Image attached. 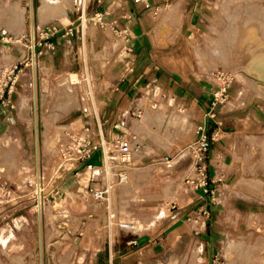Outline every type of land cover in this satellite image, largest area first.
Instances as JSON below:
<instances>
[{
  "label": "rangeland",
  "instance_id": "obj_1",
  "mask_svg": "<svg viewBox=\"0 0 264 264\" xmlns=\"http://www.w3.org/2000/svg\"><path fill=\"white\" fill-rule=\"evenodd\" d=\"M84 1L79 0V7L75 8L72 6L75 0H41L39 14L42 15L41 8L46 6V14L53 10L56 12H51V16H64L68 11L65 12L64 7L70 5L76 12L84 7ZM20 2L23 0H0V29L11 31V41L1 40L3 49L0 52V264H41L42 260L43 264H104L90 261L96 252L101 258H105L108 252V247L103 246L100 227L104 223L95 225L100 215L91 216L87 211L95 208L101 200H96L92 189L81 191V184L74 181V174L83 169L80 168L83 160H78L75 165L68 164L61 148L67 143L73 146L75 139L88 136L85 120L80 115L85 109L91 113L98 109L100 95L112 83L110 75L115 74L112 69L117 66H106L107 61L98 60V66L91 69L84 66L82 71L68 76L47 75L39 68L35 72L26 65L27 54H24L33 38L29 22L23 16L19 19L14 15ZM205 3L200 25L185 39L193 72L216 84L215 93L221 94L225 102L234 95V90H238L242 101L255 99L264 109V50L253 48L246 52L242 49L245 41L236 48L229 41L238 14L239 18H247V24L251 21L249 26L254 30L262 28L264 0H205ZM38 5V0H31L29 7L36 28ZM162 16L165 24L179 21L176 12H165ZM163 30L159 27L158 34ZM175 32L174 28L172 33ZM259 34L261 36V30ZM119 44H114V48ZM100 56L98 52L96 59ZM106 56L112 63L117 61L112 52ZM128 56L126 52L118 60ZM17 62L15 74L19 73V79L15 90L9 94L3 89ZM173 106L151 104L150 111L145 114L148 113L146 122L135 125L137 129L151 123L158 134L150 137L153 142L168 143L165 151L146 150L139 153V157L133 156L125 165L129 176L123 182L114 173L96 172L99 189L107 180L110 182L113 222L140 220L142 226V221L147 222L146 227L133 231L166 242V247H158L153 256L142 254L140 257L127 249L132 245L126 243L132 238L131 233H121V241L115 245L116 254L121 257L115 255L109 264H120V261H124L122 264H204L200 241L204 231L200 226L208 213L204 214L200 207H196L189 214H180L183 204L195 201V194L202 190L186 182L193 168L194 147L199 136L193 138L188 118ZM139 111L132 114V124L143 119L144 112L141 111L140 117L135 115ZM161 115L167 119L164 129L158 124ZM176 116H182L179 122L173 120ZM146 137L148 135L143 138ZM239 141L243 146L245 172L248 171L247 179L246 174L241 178L248 185L242 183V188L247 187L255 193L264 180V130L243 133ZM69 175L73 177L69 178ZM38 176L41 183L37 182ZM61 177L65 178V183L60 186L64 192L58 190ZM216 183L215 192L207 194L221 206L219 217L227 229L219 236L223 240L222 246L215 254H220L221 264H264V214L234 211L230 201L237 195H248L235 191L228 179ZM40 198L44 202L42 211L38 206ZM68 219L72 221L71 226L76 224L77 227L73 235L59 226L61 222L69 223ZM180 221L187 224L188 229L178 231L182 235L177 238L168 236ZM191 229L195 233L192 234ZM96 235L101 237L99 241L93 239ZM229 237L236 248L227 252L223 244ZM135 247L137 254L140 250L146 251L143 244ZM205 264H214V256Z\"/></svg>",
  "mask_w": 264,
  "mask_h": 264
},
{
  "label": "crops",
  "instance_id": "obj_2",
  "mask_svg": "<svg viewBox=\"0 0 264 264\" xmlns=\"http://www.w3.org/2000/svg\"><path fill=\"white\" fill-rule=\"evenodd\" d=\"M30 1L23 0V3L30 7ZM38 2L37 26L60 24V30L50 37L55 46L53 48L43 46L38 57V68L41 73L68 76L82 71L84 66L88 69L98 66V60L107 61L106 66H117L112 69L115 74L110 75L112 83L100 95L98 109L92 113L85 109L80 115L85 120V131L94 141L99 139L98 134L102 132L110 142L117 138L130 142L134 149V156L139 157L141 152L146 150L165 151L168 143L152 141L150 136L158 133L151 123L137 129L135 125L146 122L148 113L145 114L150 111L151 104L156 102L159 105L174 104L173 108L183 113L186 119L188 118L192 126L193 138H197L201 132L208 135L209 151L206 170L211 179V186H217L216 182L219 180L228 179V184L234 185L235 191L248 195L245 197L237 195L230 201L234 211L244 214H264V180L263 185L258 187L255 193L247 187L242 188V183L248 185L246 180L241 179L245 174L247 179L248 171L245 172L243 146L239 141L243 133L253 134L264 130V109L261 104L254 101L255 99L242 101L240 92L234 90V95L227 102L223 100L219 103L215 115L212 116L211 101L217 86L195 74L190 64L185 39L191 36L200 25L204 15L205 0H85L83 8L89 16L86 25L80 20L77 11L75 12L72 8L67 9L64 16H51L49 13L47 18L41 21L39 14L41 0ZM99 12L104 14L103 23L94 20ZM165 12L178 13L179 21L175 24L173 22L165 24L162 21V15ZM69 25L73 27L72 33L67 32ZM159 27L165 29L160 35ZM173 27L176 34L172 33ZM118 43H120L119 46L114 48V44ZM1 45L0 39V52L3 49ZM27 47L24 49V54L29 52ZM98 52L101 56L96 59ZM110 52L114 54L113 59H117L115 63L106 56ZM126 52L129 56L119 61L121 55ZM27 66L30 67L29 64ZM45 79L47 80L46 77ZM136 110L144 112V117L132 124V114ZM144 135L148 137L143 138ZM92 161L102 164L101 151L95 153ZM86 163L84 160L81 162L80 168L83 169L74 174V181L81 184V191L99 189L96 184L100 180L96 172L87 168ZM75 169L77 170V166ZM68 177L71 178L73 175ZM63 183L65 178L61 177L58 182L59 192H64L60 187ZM106 184L110 182L107 180L102 187ZM203 192L200 190L199 194H195L197 197L195 201L190 200L183 204L180 214H189L196 207L208 209V216L204 215V223L200 226V229L204 231L200 236L204 249L201 253V261L205 264L222 246L223 240L219 236L227 228L219 217L221 206L214 202L215 200L212 201L209 194ZM82 199H85L84 196ZM110 207V202L99 201L95 208L87 209L91 216L100 215L99 221L95 220V225L97 222L104 223V226L100 225L104 236L103 246L108 247L106 259L101 258L96 252L91 256V262L109 264L115 255L121 257L115 251V245L121 241V233H131L132 238L127 239L126 243L132 245L127 246V249L140 257L142 254L153 256L158 247H166L165 241H156L154 236L134 232L133 229L136 230V226L133 220L127 221L132 228H123L120 222H113ZM68 221L69 223H59V226L73 235L77 229L76 224L71 226V219ZM142 222L143 226L140 228L148 225L147 222ZM92 226L93 230L94 226ZM95 227L98 229V226ZM183 229L187 230L188 226L180 221L173 226L168 236L177 238L182 235L178 231ZM190 232L193 234L195 230L191 229ZM97 236L95 238L93 236V239L99 241L101 237ZM136 244H143L146 251L140 250L137 254V251H134ZM123 262L120 261V264Z\"/></svg>",
  "mask_w": 264,
  "mask_h": 264
},
{
  "label": "built area",
  "instance_id": "obj_3",
  "mask_svg": "<svg viewBox=\"0 0 264 264\" xmlns=\"http://www.w3.org/2000/svg\"><path fill=\"white\" fill-rule=\"evenodd\" d=\"M31 3V1H30ZM77 13L80 16V20L84 25L87 24L89 16L86 15L85 10L80 7L77 10ZM99 23H103L104 14L97 13L95 19ZM60 30V24L52 23L45 27H35V33L32 40H30L29 52L27 53L26 60L27 64L34 68L36 71L38 69V57L42 52V47L46 46L48 48H53L54 42L50 37L56 34ZM72 25L68 26L67 32L72 33ZM0 39L3 41H11V32L8 29L0 30ZM17 62L13 65L12 72L5 84L6 87L3 89L4 92H9L11 94L15 90V85L19 79V73L15 74V70L18 67ZM226 88L224 89V91ZM221 94L216 92L211 101V115L214 116L216 108L220 102L223 101ZM138 117L141 116V111L135 113ZM99 139L94 141L91 136H86L83 139H75V143L70 145L69 143L62 145V152L65 156V162L70 165H75L78 160H85L86 166L89 170L93 172L102 171L107 175L114 173L117 175L118 180L121 182L125 181L128 178V173L126 172L125 165L132 161L134 156V149L132 148L130 142L124 141L120 138L115 139L113 142H110L102 132L98 134ZM77 142V143H76ZM101 151L102 153V164L99 165L92 161L95 153ZM208 151H209V140L208 135L205 132H201L197 142L194 147L193 163L191 174L187 177L186 182L189 186H193L196 189H202L205 193L213 194L215 189L211 186V179L207 174V163H208ZM40 189H42L40 187ZM41 191V190H40ZM94 195L97 199H100L102 202L109 203L110 200V184H106L100 189H93ZM39 210L42 211L44 202L39 199ZM200 211L204 214L207 213L206 209L200 208ZM120 226L123 228H132L128 222H120ZM220 254L214 255V264H221Z\"/></svg>",
  "mask_w": 264,
  "mask_h": 264
},
{
  "label": "bare ground",
  "instance_id": "obj_4",
  "mask_svg": "<svg viewBox=\"0 0 264 264\" xmlns=\"http://www.w3.org/2000/svg\"><path fill=\"white\" fill-rule=\"evenodd\" d=\"M14 1H16L17 2V0H14ZM80 1H82V0H80ZM28 2V1H27ZM62 2H64V1H62ZM19 4V3H18ZM29 4V3H28ZM27 5V4H26ZM23 2H20V4L18 5V6H16L18 9H16L15 11H14V15L15 16H17V17H19V19L21 18V16H23L24 18H25V20H28V24H29V28H30V33L32 34V35H34V33H35V23H34V19H33V17H32V15L30 14V10H29V5L28 6H26ZM61 5H63V4H61ZM66 5V4H65ZM72 6H74L75 8L76 7H79V0H77L76 1V3L75 4H73ZM71 6V7H72ZM172 6V5H171ZM45 8H46V6H44ZM44 7L43 8H41V11H42V15L40 14V16H42V17H45V16H47L49 13H47L46 14V11H45V9H44ZM62 8V7H61ZM70 8V5L68 6H66V7H64V10H65V12H66V10L67 9H69ZM172 8H175V7H172ZM47 10V9H46ZM48 11V10H47ZM48 12H50V11H48ZM41 13V12H40ZM49 15H51V12H50V14ZM41 17V18H42ZM263 18V17H262ZM18 19V18H17ZM44 19V18H43ZM235 25H234V27H232V29H231V31H230V34H229V41H230V43L232 44V46H233V48H236V46H240V44L243 42V41H245V43H244V45H243V47H242V49H244V51H248V50H250V49H253V48H259L260 50L261 49H263L264 50V23L262 24V28H258L259 30H261V36H260V34H259V30L258 29H256V30H254V28L253 27H250L249 25H250V23H251V21L247 24V18H239V14L238 15H236V18H235ZM254 22V21H253ZM262 22H263V20H262ZM253 25H255L254 23H253ZM231 27V26H230ZM255 27H256V25H255ZM258 30V31H257ZM241 37H243V38H241ZM248 37H249V39H248ZM254 50V49H253ZM260 50H258V52L260 51ZM248 54V53H247ZM258 54V53H257ZM251 55H253V54H251ZM255 55V54H254ZM248 56V55H247ZM250 56V55H249ZM256 56V55H255ZM36 72V71H35ZM263 74V73H262ZM238 77L240 78L241 76H240V74L238 75ZM264 77V74H263V76H262V78ZM36 80V79H35ZM82 83V82H81ZM88 87V86H87ZM33 108V107H32ZM166 113V112H165ZM161 118H160V122L158 123V124H160V125H162V129H164V126H166V123H167V119L163 116V115H161L160 116ZM180 118H182V116H176L175 118H173V120H177L178 122H179V119ZM170 122V121H169ZM173 122V121H172ZM171 122V123H172ZM174 124V123H173ZM169 126V125H168ZM167 126V127H168ZM173 125H171V126H169V127H172ZM167 139V138H166ZM37 182L38 183H41V177H39L38 176V178H37ZM38 216V215H37ZM39 221H41V220H39ZM134 223H135V226H136V228H139V227H141L142 225V223H141V221L140 220H135L134 221ZM42 224V223H41ZM43 233V232H42ZM39 244H40V248L42 249V247H43V243H42V236L40 235V242H39ZM236 248V245L234 244V242H233V240L229 237L225 242H224V250L225 251H232L233 249H235ZM41 253V252H40ZM41 264H42V261H41Z\"/></svg>",
  "mask_w": 264,
  "mask_h": 264
}]
</instances>
